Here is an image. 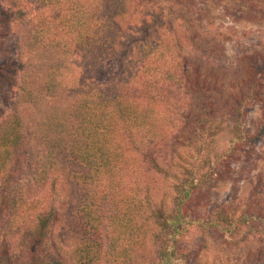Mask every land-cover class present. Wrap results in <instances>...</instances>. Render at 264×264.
Segmentation results:
<instances>
[{"label": "trees", "instance_id": "1", "mask_svg": "<svg viewBox=\"0 0 264 264\" xmlns=\"http://www.w3.org/2000/svg\"><path fill=\"white\" fill-rule=\"evenodd\" d=\"M216 14L264 18V0H0V83L13 91L0 264H204L181 247L193 228L264 235V195L236 211L208 205L264 129V109L254 133L244 121L262 102L264 51L226 95L185 55L198 41L217 49L219 35L198 33ZM222 131L227 149L206 154ZM65 189L76 195L67 222L43 195L58 202Z\"/></svg>", "mask_w": 264, "mask_h": 264}, {"label": "rangeland", "instance_id": "2", "mask_svg": "<svg viewBox=\"0 0 264 264\" xmlns=\"http://www.w3.org/2000/svg\"><path fill=\"white\" fill-rule=\"evenodd\" d=\"M211 23L210 26L199 25L201 28H198V33L202 36L209 33L213 36L219 35L215 39L217 49H206V43L198 41L194 42L197 44L196 49H187V44H185V55L190 56L192 63L197 64L204 75L210 76L212 82L220 85L221 91L226 95L232 87L239 86L244 79V72L246 66L250 64L251 55L264 51V18L241 19L239 22H232L222 17L221 14H216ZM203 53L208 55L206 59H202ZM12 95V89L0 83V123L6 119L10 112L9 101ZM261 101L251 108L247 117L244 118L245 127L252 130L253 133L254 130L256 131L263 113L264 94ZM261 134L262 137L255 146L257 156L255 155L250 163L243 162L237 165V168L244 170L242 176L234 178L235 181L226 179L225 182H219L216 188L211 190L208 195L210 209L216 211L220 207H228L236 211L243 208L249 198L251 201H255L259 197H263L264 129ZM230 138L228 132H220L213 138V141L207 142L205 153L211 152L210 154H212L213 152L215 156L221 155L227 149ZM184 150H180L179 154L182 155ZM211 156L213 157V155ZM182 157L184 156L182 155ZM171 158L172 161L176 159L175 155H172ZM58 193L61 194L58 202L55 200L56 197H51L49 193L43 195L49 196L54 202L56 201L55 209H60L58 214L61 215L64 222H67L70 217L69 210L73 207L71 202H76V195L74 190L70 189L58 191ZM34 198L37 199L39 196L34 195ZM43 200L46 205H49L48 198ZM181 247L187 257L193 259L195 263L249 264L252 259L261 263L264 261V235L258 239L230 240L219 238L216 235L203 234L193 228L181 239ZM18 264H24V262L19 261Z\"/></svg>", "mask_w": 264, "mask_h": 264}]
</instances>
